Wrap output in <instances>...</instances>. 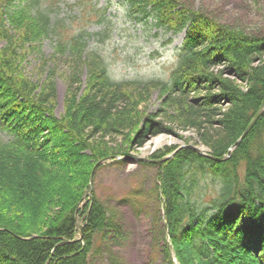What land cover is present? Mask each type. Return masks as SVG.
<instances>
[{
  "label": "trees",
  "instance_id": "trees-1",
  "mask_svg": "<svg viewBox=\"0 0 264 264\" xmlns=\"http://www.w3.org/2000/svg\"><path fill=\"white\" fill-rule=\"evenodd\" d=\"M93 1L79 0L76 16L60 17L55 1L0 0V264H91L108 221L95 193L87 199L97 162L129 157L162 134L188 146L191 138L180 130L197 137L191 145L222 158L264 98L258 3L251 7L261 14L252 19L231 12L223 21L187 0H124L133 19L185 35L165 80L114 81L101 48L84 32L90 20L105 21ZM44 39L53 51L40 53L39 63L69 69L58 117L55 71L32 82L23 69L28 51ZM153 92L160 108L148 115L139 107ZM155 166L165 264H264V109L226 160L183 148Z\"/></svg>",
  "mask_w": 264,
  "mask_h": 264
},
{
  "label": "rangeland",
  "instance_id": "rangeland-1",
  "mask_svg": "<svg viewBox=\"0 0 264 264\" xmlns=\"http://www.w3.org/2000/svg\"><path fill=\"white\" fill-rule=\"evenodd\" d=\"M58 2L52 6L60 17L76 16L79 0H48ZM195 8L206 7L220 20H231V14H261L251 7L254 3L263 6L264 0H187ZM124 0H94L92 6L104 12V22L90 20L84 27L88 43L96 44L106 60L109 76L114 81L165 80L182 46L184 33L170 35L147 23L130 17L125 11ZM70 12V14H69ZM232 12V13H231ZM55 15V14H51ZM70 20V19H68ZM247 26L248 24L241 21ZM171 42L167 44L166 42ZM52 42L44 39L38 51L29 50L23 69L32 82H40L49 70L55 71L56 109L58 117L63 112L65 79L68 68L61 63L42 66L40 53L48 57ZM85 70L81 74L82 89L85 85ZM160 98L153 92L139 109L153 115L160 108ZM183 138L198 141L193 132L177 131ZM188 146L194 147L192 144ZM187 146L179 137L157 135L148 138L140 147L133 149L129 157L148 159L155 151L166 146ZM202 152L206 149L198 145ZM157 167L155 165L130 163L123 160L107 161L93 177V192L105 206L108 218L102 241L96 244L90 259L91 264H165L161 253L163 246L162 215L156 191Z\"/></svg>",
  "mask_w": 264,
  "mask_h": 264
},
{
  "label": "water",
  "instance_id": "water-1",
  "mask_svg": "<svg viewBox=\"0 0 264 264\" xmlns=\"http://www.w3.org/2000/svg\"><path fill=\"white\" fill-rule=\"evenodd\" d=\"M263 108H264V98L257 110V112L255 113L254 117L252 118V120L250 121L249 125L247 126V128L244 130L243 134L240 136V138L231 146V148L228 150V155L222 157V158H214V157H211L209 155H207L206 153L202 152L199 148H196V147H191V146H187V148L189 149H192L193 151H195L197 154L201 155V156H205V157H208L210 158L211 160L215 161V162H222L224 160H226L227 158H229V155L231 153V150L233 148H235L243 139L244 137L247 135V133L250 131V129L253 127V125L255 124V122L257 121V119L260 117V115L262 114L263 112ZM183 148H186L185 146L184 147H181L179 149H183ZM178 149V150H179ZM177 150V151H178ZM175 151L173 154H171L170 156L166 157V158H163L161 160H158V161H149V160H145V159H133V158H128V160L130 161H137V162H149V163H152V164H158V163H161L167 159H171L174 154L177 152ZM105 163L104 160L102 161H99L93 168V170L91 171V175H90V182H92L93 180V176H94V173L95 171L97 170V168H99L101 165H103ZM89 197L91 198V191L89 192ZM77 212V211H76ZM75 225H76V228L79 230V233H80V238H82V235H83V226L78 222L77 218L75 220Z\"/></svg>",
  "mask_w": 264,
  "mask_h": 264
},
{
  "label": "bare ground",
  "instance_id": "bare-ground-1",
  "mask_svg": "<svg viewBox=\"0 0 264 264\" xmlns=\"http://www.w3.org/2000/svg\"><path fill=\"white\" fill-rule=\"evenodd\" d=\"M242 134H243V133H242ZM242 134H241V135H242ZM239 138H240V137H239ZM100 161H102V160H100ZM97 163H98V162H97ZM97 163H96V164H97ZM96 164H95V165H96ZM95 165H94V166H95ZM93 168H94V167H93ZM93 168H92V170H93ZM97 169H98V168H97ZM90 191H91V198L89 197V193H88V197H87L88 200L92 199V194L94 193V192H93V180H92V182H90V179H89V192H90ZM84 199H85V198H84ZM84 199H83V200H84ZM83 200H82V201H83ZM79 208H80V207H78L77 210H76L77 212H75V216H76V218H77V216H78V210H79ZM77 219H78V218H77ZM78 222H79L81 225L83 224L82 221H81L80 219H78ZM75 226H76V225H75ZM76 229H77V228H76ZM77 231H78V229H77ZM173 261H174V264H178V263L176 262V260H173Z\"/></svg>",
  "mask_w": 264,
  "mask_h": 264
}]
</instances>
